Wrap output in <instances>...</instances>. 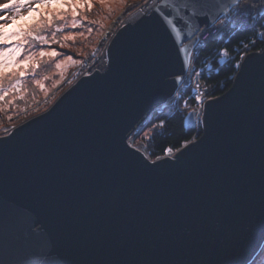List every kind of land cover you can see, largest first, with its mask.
I'll return each mask as SVG.
<instances>
[{"label":"water","instance_id":"water-1","mask_svg":"<svg viewBox=\"0 0 264 264\" xmlns=\"http://www.w3.org/2000/svg\"><path fill=\"white\" fill-rule=\"evenodd\" d=\"M209 2L219 5L212 15L220 18L236 5ZM184 3L147 1L116 27L105 62L0 135L4 264H250L260 253L264 48L247 52L231 86L205 100L190 143L152 158L131 139L180 92L189 72L200 33L192 35L198 22L188 20ZM184 124L196 128L195 109ZM220 160L224 172L209 168ZM217 175L220 194L201 195L192 209L199 178L207 186ZM235 177L246 188L239 205ZM113 189L126 192L123 202L111 201ZM125 228L131 237L116 242ZM150 230L159 238L149 239Z\"/></svg>","mask_w":264,"mask_h":264},{"label":"rangeland","instance_id":"rangeland-1","mask_svg":"<svg viewBox=\"0 0 264 264\" xmlns=\"http://www.w3.org/2000/svg\"><path fill=\"white\" fill-rule=\"evenodd\" d=\"M147 1L149 0H81L83 7H77L78 15L75 18L72 16L71 9L68 8L63 21H54L52 29L42 33L51 39L54 28L62 27L64 29L56 34L55 40L57 42L44 48L45 51L55 49L59 55L43 58L37 56V59L32 61L28 68L23 69L26 73L24 78L19 77L21 69H7V72L15 71L16 75L6 76L4 80V87L8 94L4 100L0 101V135L8 133L13 126L47 109L76 79L77 71L82 67L88 50H92L95 57L102 56L107 41L113 35L116 27L128 16L132 17L138 13ZM5 2L7 0H0V4ZM88 3H91V8L88 7ZM126 9L128 11L124 12ZM23 12L26 14L27 9H24ZM121 12L124 13L119 17ZM3 14L0 13V15ZM7 14L11 15V10ZM74 19L79 23L73 29L71 24ZM115 19L118 21L115 27L110 29ZM89 28L92 29L91 32L88 31ZM65 35H71L74 39L63 41V46H61L60 41ZM31 50L38 54L40 45L34 43ZM68 56H71L72 59H67ZM57 63L61 67L57 68ZM32 64H38L39 67L33 69ZM80 65L81 67H79ZM18 79L21 80V86L17 91L12 85ZM179 95L180 92L169 103L175 105L180 103ZM186 102H182L184 108H188ZM153 127L155 126L150 125L147 129L145 126L141 127L146 138L152 133ZM137 143L140 144V141ZM251 264H264V249Z\"/></svg>","mask_w":264,"mask_h":264},{"label":"snow or ice","instance_id":"snow-or-ice-1","mask_svg":"<svg viewBox=\"0 0 264 264\" xmlns=\"http://www.w3.org/2000/svg\"><path fill=\"white\" fill-rule=\"evenodd\" d=\"M260 2L261 0H251L250 3L245 4L243 0H236V14H241L246 9H252ZM78 6L83 7L81 0H7V2L0 4V13H4L0 15V93H2L0 94V101L4 100L5 96L8 94L7 89L4 87L5 77L16 75L15 71L7 72V69H21L19 71V77L24 78L26 73L23 69L28 68L29 64L37 59V56L43 58L46 56L57 57L59 55L55 49L45 51L44 48L45 46L50 47L51 43L57 42L55 40L56 34L62 32L64 29L62 27L54 28L51 39L48 35L42 33L52 29L54 21H63L68 8L71 9L72 16L75 18L78 15ZM88 7H92L91 3H88ZM166 7L173 11L177 10V6L174 3H168ZM183 7L186 10L185 14L188 20L198 22L192 35L199 32L204 43L207 44V36L205 33L208 31L209 23L220 19L218 15H212V9L219 7V5H214L210 3L209 0H185ZM24 9H27L26 14L23 12ZM49 9H51V11H49ZM10 10L12 14L8 15L7 13ZM210 17L211 21L209 20ZM201 21L203 22V28L199 26V22ZM167 22L172 26L174 31H179L173 20H167ZM78 23L79 21L74 19L71 27L73 29L76 28ZM88 31L91 32L92 29L89 28ZM208 35H210V33H208ZM72 39H74V37L71 35L63 36V40L60 41L61 46H63V41ZM34 43L40 45L38 54L31 50ZM67 59L71 60L72 57L68 56ZM37 67H39L38 64H32L33 69ZM56 67L59 68L61 65L57 63ZM20 86V79L16 80L12 85L17 91L20 89ZM262 94H264V87H262ZM197 99H199V97H197ZM187 143L190 142H186V144ZM209 168H216L219 172H224L226 164L225 161L220 160L214 164H210ZM262 169H264V161H262ZM230 179H232V177H230ZM233 182L240 189L239 196L236 198V203L239 205L246 194V188L242 186L241 177H235ZM199 183L200 187L193 190L190 195L192 209L196 208V202L201 195L210 198L219 195L222 190L219 183V175H217L215 182H209L207 186H205L202 178H199ZM125 195L126 192L121 189H113L108 193L113 203L123 202ZM260 206L261 211L264 212V179H262L261 184ZM157 233L158 231L150 230L148 238H159ZM131 235L128 229H121L119 233L116 234V242L127 240ZM0 264H4V262L0 260Z\"/></svg>","mask_w":264,"mask_h":264},{"label":"trees","instance_id":"trees-1","mask_svg":"<svg viewBox=\"0 0 264 264\" xmlns=\"http://www.w3.org/2000/svg\"><path fill=\"white\" fill-rule=\"evenodd\" d=\"M263 48L264 24L262 19L257 21L256 26L247 29L227 26L220 36L210 39L194 60L198 66H205L209 62L211 64L207 71L202 72L208 89L206 96L219 95L231 86L238 70L241 52L262 50ZM223 50L226 51L228 57L220 60ZM87 53L85 59L92 54V50L89 49ZM179 97L180 103H176V105L167 103L157 108L145 121L146 129L150 125L155 126L148 138L143 134V128L135 131L133 135V143L136 145H139L137 141L144 143L147 149L146 153L148 151L147 154L152 158L175 151L185 142L191 140L196 133V128L187 130L184 124L186 114L194 109V104L198 102L192 95V85H184L180 90ZM183 101H187L188 108H184Z\"/></svg>","mask_w":264,"mask_h":264},{"label":"built area","instance_id":"built-area-1","mask_svg":"<svg viewBox=\"0 0 264 264\" xmlns=\"http://www.w3.org/2000/svg\"><path fill=\"white\" fill-rule=\"evenodd\" d=\"M250 2L251 0H243V3L245 4L250 3ZM263 11H264V0H261V2L258 3L256 6H254L252 9H246L241 14H236V5L232 6V8L225 15H223L215 24L208 27V31L207 33H205V35L207 36V42L212 38L220 36L223 30L225 29V27L227 26H233V27L237 26L242 29H247V28L256 26L257 21L259 19H262L263 24H264V17H263L264 12ZM208 33H210V35H208ZM198 37H199V40L193 50L189 72L183 84V86L186 84H191L192 85V95L196 99L197 97H199V99H197L198 102L194 104V109L197 111V126H196L197 130L193 138L196 137L198 130L201 128L200 120H201V115L203 112L204 102L206 99L211 97V96H206L208 89L202 77V72L207 71L210 68L211 64L209 62L205 66H198L197 64L194 63V60L197 57L198 53L200 52L202 47L205 45L204 40L201 37V34H199ZM246 53L247 52L240 53V59L238 61V65L240 64V61L244 58ZM227 57H228V54L226 53L225 50H223V55L220 60H222L223 58H227ZM102 60L104 61L106 60V49L103 52L102 56L95 57V55L92 54L88 58H86L80 70L77 71V77L83 73L90 72L93 69V67H95ZM131 139H133V136L131 137Z\"/></svg>","mask_w":264,"mask_h":264},{"label":"bare ground","instance_id":"bare-ground-1","mask_svg":"<svg viewBox=\"0 0 264 264\" xmlns=\"http://www.w3.org/2000/svg\"><path fill=\"white\" fill-rule=\"evenodd\" d=\"M101 62H105L104 60H102V61H100L99 63H101Z\"/></svg>","mask_w":264,"mask_h":264}]
</instances>
